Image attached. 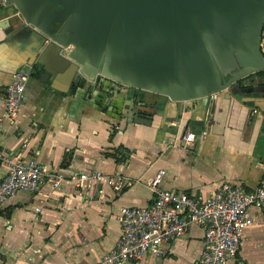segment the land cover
I'll return each instance as SVG.
<instances>
[{
    "label": "crops",
    "instance_id": "1",
    "mask_svg": "<svg viewBox=\"0 0 264 264\" xmlns=\"http://www.w3.org/2000/svg\"><path fill=\"white\" fill-rule=\"evenodd\" d=\"M24 66L32 68L27 100L12 119L6 90ZM77 78L73 63L52 51L36 55L0 30V146L7 157L34 158L66 178L59 188L48 182L9 200L0 212V264H100L121 237V209L151 205L149 183L160 170L166 171L164 188L200 199L226 183L248 191L264 184V87L256 77L246 82L242 100L215 95L167 105L170 126L169 118L154 126L109 123L88 104ZM187 132L197 136L191 147L183 139ZM7 171L0 162V178ZM95 172L126 187L72 181ZM251 213L255 222L229 264H264V211ZM203 238L204 230L193 225L163 255L124 264H197Z\"/></svg>",
    "mask_w": 264,
    "mask_h": 264
},
{
    "label": "water",
    "instance_id": "2",
    "mask_svg": "<svg viewBox=\"0 0 264 264\" xmlns=\"http://www.w3.org/2000/svg\"><path fill=\"white\" fill-rule=\"evenodd\" d=\"M263 28L264 0H0L8 40L73 63L88 104L126 125H157L170 104L242 100L231 88L248 76L263 88Z\"/></svg>",
    "mask_w": 264,
    "mask_h": 264
},
{
    "label": "built area",
    "instance_id": "3",
    "mask_svg": "<svg viewBox=\"0 0 264 264\" xmlns=\"http://www.w3.org/2000/svg\"><path fill=\"white\" fill-rule=\"evenodd\" d=\"M262 51L264 54V43ZM31 75V67L17 70L6 90L7 114L12 119L17 118L27 100ZM196 137L195 133L187 132L183 138L185 146H193ZM0 162L8 168L6 175L0 178V212L20 193L35 194L48 182L59 188L66 181L63 174L39 164L34 158L24 160L5 156L1 146ZM165 174V170H160L149 183L155 196L151 205L121 209L118 217L121 237L100 264H124L139 262L149 255L161 256L165 246L185 237L193 225L204 230L203 251L197 264H229L237 258L243 246L244 232L255 222L251 210L264 211V184L248 191L240 185L226 183L207 198L200 199L164 188ZM86 180H106L117 191L126 187L122 179L100 172L72 177V181L80 184ZM35 211L41 212V208L37 207Z\"/></svg>",
    "mask_w": 264,
    "mask_h": 264
},
{
    "label": "flooded vegetation",
    "instance_id": "4",
    "mask_svg": "<svg viewBox=\"0 0 264 264\" xmlns=\"http://www.w3.org/2000/svg\"><path fill=\"white\" fill-rule=\"evenodd\" d=\"M261 49H262V45L264 43V28H263V31H262V35H261ZM263 74L260 75V77H262ZM254 76H248L240 81H237L231 88V92L233 93H239L241 95H245L246 92H248V87H247V84L245 83L246 81H249L251 80V78H253ZM224 83V82H223Z\"/></svg>",
    "mask_w": 264,
    "mask_h": 264
},
{
    "label": "rangeland",
    "instance_id": "5",
    "mask_svg": "<svg viewBox=\"0 0 264 264\" xmlns=\"http://www.w3.org/2000/svg\"><path fill=\"white\" fill-rule=\"evenodd\" d=\"M259 76H260V75H259ZM259 76H258V77H259ZM254 77H256V76H254ZM262 78H264V73H263V75H262ZM244 80H245V79H244ZM246 82H247V81H246ZM246 82H245V83H246Z\"/></svg>",
    "mask_w": 264,
    "mask_h": 264
},
{
    "label": "trees",
    "instance_id": "6",
    "mask_svg": "<svg viewBox=\"0 0 264 264\" xmlns=\"http://www.w3.org/2000/svg\"><path fill=\"white\" fill-rule=\"evenodd\" d=\"M263 74V73H262Z\"/></svg>",
    "mask_w": 264,
    "mask_h": 264
}]
</instances>
